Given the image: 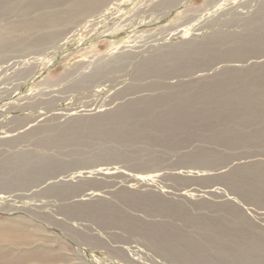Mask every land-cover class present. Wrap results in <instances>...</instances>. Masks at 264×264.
Listing matches in <instances>:
<instances>
[{"label": "rangeland", "instance_id": "374dc122", "mask_svg": "<svg viewBox=\"0 0 264 264\" xmlns=\"http://www.w3.org/2000/svg\"><path fill=\"white\" fill-rule=\"evenodd\" d=\"M2 1L0 232H21L0 256L186 264V241L246 264L241 243L264 237V120L201 100L160 117L264 76V0Z\"/></svg>", "mask_w": 264, "mask_h": 264}, {"label": "bare ground", "instance_id": "6f19581e", "mask_svg": "<svg viewBox=\"0 0 264 264\" xmlns=\"http://www.w3.org/2000/svg\"><path fill=\"white\" fill-rule=\"evenodd\" d=\"M11 1L4 0V2L3 1L2 2H3V4H5V6H7L8 8H11L13 6V3L10 4ZM72 1L74 4L71 5L72 6L71 10L73 12H75L74 7L76 5L80 6L81 1L80 0H72ZM56 2H58V1H56ZM35 6L36 5L33 1L30 2L29 4H27V6L25 7V10H23L22 14H28V11H32ZM258 42H259V40H258ZM252 43H254V42H252ZM262 43H264V41H262ZM200 53L201 52H199V54ZM188 62H190V61H188ZM191 63H193L192 59H191ZM260 76H262V78L257 82H255V81H241V80H245V79L239 80L238 78L227 76L228 78H225V81H226L225 84L222 85L224 89L221 91L214 89V91H212V90H210L209 92L204 91V92H202L201 95L200 94L195 95L194 93L191 94L188 91V93L191 94V95H189V97H186L185 99L179 100L180 102L179 101L178 102L181 103L180 105L175 104L174 107H171L169 109L167 114L161 115V117H160L161 123H168V126L170 125L169 127H171L172 122L174 123L175 120H176L175 123L178 120L180 121V119L178 118V116L180 114L179 111H181V109H183V110L184 109L185 110L190 109L189 106H192L195 100L196 101L201 100V101H204L208 104H215L218 107L221 106L222 103H224V102L226 104H227V102L228 103L230 102L231 104L230 105L228 104L229 106L224 107L222 105L221 107L225 110L232 108V112L234 111L233 115H231L232 117L237 116V115H239L240 117H242V116H253L257 120L258 119L264 120V76L263 75H260ZM256 77H257V75H256ZM215 82H216V80H215ZM170 96H171V94H170ZM172 97H174V96H172ZM227 98L228 99L232 98V99H231V101H229V100H227ZM242 99H244L246 101V103L243 102ZM209 108H211V107H208L206 110L201 109L199 111L209 112L208 111ZM214 116H215V114L212 115L211 117H214ZM179 117L186 118V116H179ZM194 117H196V116H194ZM155 122H156V120H155ZM184 124L186 125V123H184ZM180 125H181V128H185V125L183 127L182 123H180ZM169 127H167V128H169ZM172 128L176 129V128H180V126H176V127L172 126ZM172 128H169V129H172ZM18 232H21V231H16V229L1 231L0 232V239H10L13 234L17 235ZM24 236H25L24 234H21L19 239L21 241H22V239L24 240L25 239ZM207 237H209V236H207ZM252 242H254V243H252L251 245L250 244H244V243H241L242 245H240L241 246L240 248L242 249L241 252L243 253V256H245L244 259L241 260V262H243V263L249 264L252 261V257L250 258V256H248V253H250V251L247 254H244L246 252V250H245L246 248L249 247L251 250L256 249L255 251H258L260 249L261 250L264 249V237H263V239H261V236H258L256 238V240H254ZM213 244H214V247H216L218 243L215 242ZM184 245L186 246V247L183 246L184 250L186 252L184 255L186 264H207L209 262V259H207V257H206L207 254L205 255L202 253L203 249L200 246L190 245L189 242L186 243V241L184 242ZM217 249H219L220 251L218 250L219 256L218 255H216V256L225 258L226 255L221 251L222 247L219 246V248H217ZM260 259H261V262H263L261 264H264V254L261 256ZM0 264H26V260L25 259L23 260V257L12 259L9 257V255L3 254L2 256H0Z\"/></svg>", "mask_w": 264, "mask_h": 264}]
</instances>
